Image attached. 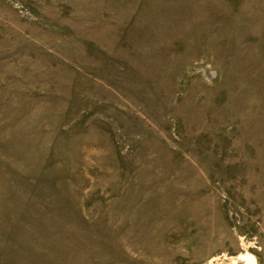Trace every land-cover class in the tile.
Instances as JSON below:
<instances>
[{
	"label": "rangeland",
	"instance_id": "1",
	"mask_svg": "<svg viewBox=\"0 0 264 264\" xmlns=\"http://www.w3.org/2000/svg\"><path fill=\"white\" fill-rule=\"evenodd\" d=\"M0 264H264V0H0Z\"/></svg>",
	"mask_w": 264,
	"mask_h": 264
},
{
	"label": "water",
	"instance_id": "2",
	"mask_svg": "<svg viewBox=\"0 0 264 264\" xmlns=\"http://www.w3.org/2000/svg\"><path fill=\"white\" fill-rule=\"evenodd\" d=\"M247 258V257H246ZM247 259H249V258H247ZM250 260V259H249Z\"/></svg>",
	"mask_w": 264,
	"mask_h": 264
},
{
	"label": "bare ground",
	"instance_id": "3",
	"mask_svg": "<svg viewBox=\"0 0 264 264\" xmlns=\"http://www.w3.org/2000/svg\"><path fill=\"white\" fill-rule=\"evenodd\" d=\"M249 260V259H248ZM250 261V260H249Z\"/></svg>",
	"mask_w": 264,
	"mask_h": 264
}]
</instances>
